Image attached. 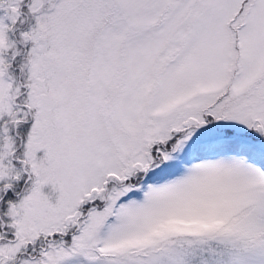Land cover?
<instances>
[{
    "label": "snow or ice",
    "instance_id": "snow-or-ice-1",
    "mask_svg": "<svg viewBox=\"0 0 264 264\" xmlns=\"http://www.w3.org/2000/svg\"><path fill=\"white\" fill-rule=\"evenodd\" d=\"M0 10V264H264V0Z\"/></svg>",
    "mask_w": 264,
    "mask_h": 264
},
{
    "label": "rangeland",
    "instance_id": "rangeland-1",
    "mask_svg": "<svg viewBox=\"0 0 264 264\" xmlns=\"http://www.w3.org/2000/svg\"><path fill=\"white\" fill-rule=\"evenodd\" d=\"M0 15H3V12H2V10H0Z\"/></svg>",
    "mask_w": 264,
    "mask_h": 264
}]
</instances>
